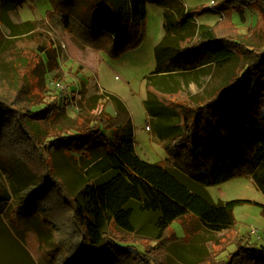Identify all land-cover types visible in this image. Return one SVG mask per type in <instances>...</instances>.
Wrapping results in <instances>:
<instances>
[{
  "label": "trees",
  "instance_id": "trees-1",
  "mask_svg": "<svg viewBox=\"0 0 264 264\" xmlns=\"http://www.w3.org/2000/svg\"><path fill=\"white\" fill-rule=\"evenodd\" d=\"M25 1L0 3L14 11ZM51 2L47 15L58 16L71 39L110 57L141 43L148 2L164 6L165 35L155 49L157 65L149 81L232 58L241 66L215 92L185 106L167 102L179 90L162 92L165 99L170 97L162 99L164 109L180 117L175 127L161 124L165 115L154 102L145 104L160 118L157 128L166 138L169 157L162 164L148 163L137 154L133 119L115 95L104 93L115 116L96 103L90 115L71 126L56 124L60 105L33 110L39 104L27 106L18 95L0 98V168L19 198L14 203L0 184V264L4 238L31 260L30 248L38 244L41 250L42 236L48 233L53 240L42 249L46 264H167L169 248L181 242L171 229L178 220L185 221L189 235L202 229L233 234L196 264H264V245L243 242L233 228L240 201L212 206L169 171L205 187L251 176L264 194V127L255 125L264 120V41H245L223 25L203 28L200 36L178 34L191 28L197 15L183 0ZM250 7L260 13L254 31L264 28V0H222L206 11ZM30 233L32 237H26Z\"/></svg>",
  "mask_w": 264,
  "mask_h": 264
},
{
  "label": "rangeland",
  "instance_id": "rangeland-1",
  "mask_svg": "<svg viewBox=\"0 0 264 264\" xmlns=\"http://www.w3.org/2000/svg\"><path fill=\"white\" fill-rule=\"evenodd\" d=\"M183 1L185 8L196 10L197 15L191 28L178 31L180 35L193 32L195 36H200L203 28L210 30L223 25L236 30L237 35L245 41H264V28L254 31L260 19V13L254 7L226 13L219 10L208 12L207 8H212L222 0ZM52 7L51 0H26L16 10L8 11L0 3V98L18 95L27 106L38 103L33 110L49 104L54 107L60 105L62 110L56 118V124L71 126L79 118L88 116L96 103L115 116V107L104 93L115 95L127 106L133 119L137 154L151 164H162L169 156L166 138L161 137L157 128L160 118L150 114L145 104L154 102L157 111L161 108L165 115L161 116V124L165 128L175 127L180 117L177 111L164 109L161 101L170 97L165 99L162 92L179 90L176 93L178 96L167 102L185 106L188 101L202 100L215 92L241 66L239 59L232 58L218 65H207L184 74L157 76L149 81L157 65L155 49L165 35L164 6L147 3L143 40L135 49L118 57H110L81 41L71 39L59 24V17L50 18L47 15ZM46 49H49V53L44 52ZM148 83L152 84L149 89ZM93 112L95 114L96 111ZM255 125L264 127V120L256 121ZM55 154L59 160L62 159L58 152ZM66 171L70 172V169ZM169 171L191 193L212 206L240 201L234 210V230L243 242L254 246L264 245V194L253 177L234 178L205 187L193 183L174 169ZM72 178L68 177L69 180ZM9 183L7 172L0 168V184L11 193ZM11 196L14 203L19 201L18 196L13 193ZM183 221L178 220L171 225L181 242L169 248L167 264L199 263L217 252L221 245L228 243L233 235L210 229H202L194 235H191V231L189 235ZM189 223L191 227L192 221L189 220ZM252 229L259 231L261 239L251 234ZM50 234L42 236V249L44 245L52 244ZM26 237L31 238L32 233ZM3 242L4 264L47 262L38 244L35 250L30 248L33 253L30 260L11 240L4 238Z\"/></svg>",
  "mask_w": 264,
  "mask_h": 264
},
{
  "label": "built area",
  "instance_id": "built-area-1",
  "mask_svg": "<svg viewBox=\"0 0 264 264\" xmlns=\"http://www.w3.org/2000/svg\"><path fill=\"white\" fill-rule=\"evenodd\" d=\"M61 85H59V87H60ZM251 234L252 235H254V236H256L258 239H261V237L259 236V231L258 230H256V229H252L251 230Z\"/></svg>",
  "mask_w": 264,
  "mask_h": 264
}]
</instances>
